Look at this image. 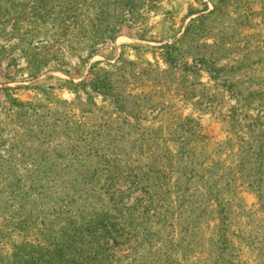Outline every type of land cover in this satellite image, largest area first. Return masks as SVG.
<instances>
[{"label": "rangeland", "instance_id": "374dc122", "mask_svg": "<svg viewBox=\"0 0 264 264\" xmlns=\"http://www.w3.org/2000/svg\"><path fill=\"white\" fill-rule=\"evenodd\" d=\"M0 264H264V0H0Z\"/></svg>", "mask_w": 264, "mask_h": 264}]
</instances>
